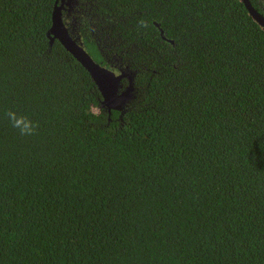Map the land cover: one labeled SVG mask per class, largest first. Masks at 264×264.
<instances>
[{
	"label": "trees",
	"instance_id": "1",
	"mask_svg": "<svg viewBox=\"0 0 264 264\" xmlns=\"http://www.w3.org/2000/svg\"><path fill=\"white\" fill-rule=\"evenodd\" d=\"M55 3L0 0V264H264V30L244 5L78 0L69 31L133 74L108 114L49 44Z\"/></svg>",
	"mask_w": 264,
	"mask_h": 264
},
{
	"label": "water",
	"instance_id": "2",
	"mask_svg": "<svg viewBox=\"0 0 264 264\" xmlns=\"http://www.w3.org/2000/svg\"><path fill=\"white\" fill-rule=\"evenodd\" d=\"M73 0H56L52 11V23L47 33L50 46L56 40L60 45L88 72L95 83L102 101L101 108L110 114L112 110H122L125 104L132 98L133 74L129 69H118L117 71L96 63L86 52L81 42L80 35L75 31H69L63 19L62 11L64 5H69ZM246 8L253 21L264 30V17L258 13L249 0H239ZM156 27H159L154 23ZM164 40L166 38L160 30ZM173 44V41H168ZM123 80L127 84L123 85Z\"/></svg>",
	"mask_w": 264,
	"mask_h": 264
},
{
	"label": "clouds",
	"instance_id": "3",
	"mask_svg": "<svg viewBox=\"0 0 264 264\" xmlns=\"http://www.w3.org/2000/svg\"><path fill=\"white\" fill-rule=\"evenodd\" d=\"M6 115L12 127L18 130L21 136H32L35 134L38 125L29 116L18 114L15 111H9Z\"/></svg>",
	"mask_w": 264,
	"mask_h": 264
},
{
	"label": "flooded vegetation",
	"instance_id": "4",
	"mask_svg": "<svg viewBox=\"0 0 264 264\" xmlns=\"http://www.w3.org/2000/svg\"><path fill=\"white\" fill-rule=\"evenodd\" d=\"M254 9L264 17V0H249ZM78 0H73L69 5H64L65 10L62 11L63 19L69 16L72 8H77ZM123 83V82H122ZM124 85V84H123Z\"/></svg>",
	"mask_w": 264,
	"mask_h": 264
}]
</instances>
